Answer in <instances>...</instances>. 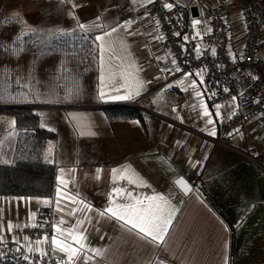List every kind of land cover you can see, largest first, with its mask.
<instances>
[{"label": "crops", "instance_id": "1", "mask_svg": "<svg viewBox=\"0 0 264 264\" xmlns=\"http://www.w3.org/2000/svg\"><path fill=\"white\" fill-rule=\"evenodd\" d=\"M247 1L167 0L184 10V38L192 30L200 51L211 50L204 39L209 7L225 11L233 57L243 52ZM88 2L79 0L77 5ZM95 4L99 16L87 28L96 36L111 33L104 40L110 50L104 54L103 70L99 49V91H109L115 83L120 94L132 93L133 98L101 100L98 91L97 100L88 103L91 107L67 111L64 131L57 129L58 143L50 155L58 170L53 195L49 199L0 196L2 242L24 254L53 247L36 243L44 236L35 238L23 231L38 225V211L48 205L54 222L52 235L47 236L55 234L61 220L62 229H79L86 237L87 255L95 257L87 264H264V175L258 165L264 162L261 120L253 117L229 135L221 132L223 121L242 112L240 98L253 76L241 73L240 95L215 103L222 86L207 83L203 70H181L147 13L148 0H95ZM195 20L201 23L195 25ZM146 96L149 101L143 102ZM209 119L214 123L209 124ZM10 146L6 151L11 153L14 146ZM180 177L192 186L188 194L176 184ZM151 197H163L166 211L174 217L160 246L110 214L101 215L109 207L137 199L147 205ZM91 249L104 254L96 256ZM54 256L60 264L64 254Z\"/></svg>", "mask_w": 264, "mask_h": 264}, {"label": "built area", "instance_id": "2", "mask_svg": "<svg viewBox=\"0 0 264 264\" xmlns=\"http://www.w3.org/2000/svg\"><path fill=\"white\" fill-rule=\"evenodd\" d=\"M170 4L167 0H152L147 4L148 15L156 21L162 36L163 44L183 71L193 72L203 70L205 81L213 85H221L223 90L218 92L213 102L231 101L241 93V73L251 74L245 94L240 98L242 112L231 116L221 124L224 135L240 129L250 118L259 117L261 120V144L264 147V0H249L243 6L245 18L246 39L242 55L233 57L230 54L231 35L228 15L218 6L209 7V27L205 42L211 50L200 51L197 42L192 38H184L186 16L182 8ZM178 34V35H177ZM143 102L149 101L146 96ZM135 105V103H133ZM219 141V140H217ZM264 175V162H258ZM38 225L24 228V232L35 238L52 235L54 211L51 206L40 207L37 217ZM0 264H59L54 256L52 247L48 255L41 256L40 252L24 254L13 250L10 245L3 243L0 248ZM28 256V260L23 257Z\"/></svg>", "mask_w": 264, "mask_h": 264}, {"label": "trees", "instance_id": "3", "mask_svg": "<svg viewBox=\"0 0 264 264\" xmlns=\"http://www.w3.org/2000/svg\"><path fill=\"white\" fill-rule=\"evenodd\" d=\"M78 1L68 0L74 3ZM95 12L99 16L95 0H89L77 10L73 8L71 14L64 18V30L51 37L48 49L58 54L57 63L61 65L56 71L59 74L57 86L63 89L69 75L72 80L87 76L94 94L92 102L97 100L99 91V44L95 39L97 32L79 25L84 22L86 26L93 24L96 20L91 21V17L95 16ZM11 18L14 20L18 17ZM38 44H42L41 38H35L21 24L12 48L13 51L20 48L26 50L29 46V50H32ZM69 60L71 63L75 61L74 65L80 70L68 68ZM21 88L12 87L13 92ZM33 105L38 103H31L22 96L0 100V127L15 121V124L12 123L15 130L13 151L0 155L1 197L49 199L53 195L58 170L50 155L57 146L59 134L56 128L46 124L41 110ZM2 244L0 241V248Z\"/></svg>", "mask_w": 264, "mask_h": 264}, {"label": "rangeland", "instance_id": "4", "mask_svg": "<svg viewBox=\"0 0 264 264\" xmlns=\"http://www.w3.org/2000/svg\"><path fill=\"white\" fill-rule=\"evenodd\" d=\"M79 7L68 0H0V100L22 96L31 103H38L33 106L41 110L46 124L61 131H64L67 111L87 109L94 99L87 76L72 80L69 75L63 89L57 86L59 74L56 71L61 65L57 63L58 54L48 50L51 37L64 30V18ZM96 13L91 21L97 19ZM12 16L18 18L12 20ZM21 24L35 38H41L42 44L32 50L28 46L26 50L13 51L12 43ZM74 62L69 60L68 68L79 71ZM12 87L22 88L13 92ZM76 89H79L78 94ZM14 133L12 123L0 127V155L10 153L6 150L8 144L12 147L15 143Z\"/></svg>", "mask_w": 264, "mask_h": 264}, {"label": "snow or ice", "instance_id": "5", "mask_svg": "<svg viewBox=\"0 0 264 264\" xmlns=\"http://www.w3.org/2000/svg\"><path fill=\"white\" fill-rule=\"evenodd\" d=\"M149 3H152V0H148ZM165 7L172 8L173 4H166ZM195 25H199L201 23L200 20L193 21ZM81 28H86V25H79ZM102 27V25L100 26ZM117 29L113 28L112 32H116ZM111 35V33H105L104 35L96 36V41L101 42L99 44L100 56L102 61V70H103V57L106 51H109L110 48L106 47L104 40L105 36ZM178 35V34H177ZM199 35V33H198ZM187 39V37H185ZM175 63V61H174ZM179 71V69H176ZM191 75V73L187 74ZM199 75V73H198ZM103 75L101 79L103 80ZM192 87H196L195 82L192 83ZM124 87V85H121ZM78 94L79 89L75 90ZM138 94V93H136ZM197 96H201L202 93L197 92ZM133 98L132 93L120 94V88H117L115 83L112 84L109 91H105L103 88L99 91V99L108 101H127ZM219 109V105L215 106ZM205 115H211L207 110L205 111ZM217 115H219V111H217ZM15 124V121H12ZM209 124L214 123L212 119H209ZM94 134V133H92ZM211 135H215L216 133L212 131ZM63 171V170H61ZM127 172V169L124 170ZM63 184L64 181L61 180ZM177 183L181 184L185 187L186 190H190L187 188V185L184 184L183 180L177 181ZM59 195V192H58ZM149 203L147 205L144 204L142 200L137 199L135 203L117 205L115 208L109 207L106 212L101 213V215L110 214L112 218L117 219L122 222V226L128 227L130 231H134L138 236L142 239L149 241L150 243H154L157 246H160L165 243L167 234L172 224L173 215L172 211H166L168 206V202L164 200L163 197H151L148 198ZM159 201V203H156ZM73 203L76 201L73 199ZM43 203L48 204L49 201L45 200ZM63 209H61L62 211ZM174 211V210H173ZM75 214V213H73ZM35 215V214H33ZM64 223L63 220L60 221V225ZM60 225H56L54 227L55 234L49 238L47 235L43 237L42 240H37V244H49L52 247L53 253H63L64 256L60 260V264H78L79 261L84 260L85 264L87 261L94 259V256L87 255V249L85 247L86 237L80 232L77 228H71L70 230H64L60 227ZM36 227L37 225H32ZM9 230L12 229V225L9 224ZM16 227H20L16 225ZM63 237V239H61ZM15 239V238H14ZM25 239H28L25 237ZM0 241H3V237L0 236ZM71 241V243H69ZM29 252H32L33 249L29 247ZM19 251V249H17ZM35 251L40 252L41 256H47L48 250L37 248ZM96 256H102L104 253L100 249H91ZM0 256H3L0 253ZM24 260H28V256L23 257Z\"/></svg>", "mask_w": 264, "mask_h": 264}, {"label": "water", "instance_id": "6", "mask_svg": "<svg viewBox=\"0 0 264 264\" xmlns=\"http://www.w3.org/2000/svg\"><path fill=\"white\" fill-rule=\"evenodd\" d=\"M179 180H183L184 181V184L187 185V188L190 189V190H186L184 186H182L181 184L177 183V181ZM176 184L179 186V188L186 194H188L191 189H192V186L190 184V182L185 178V177H180L176 180Z\"/></svg>", "mask_w": 264, "mask_h": 264}]
</instances>
